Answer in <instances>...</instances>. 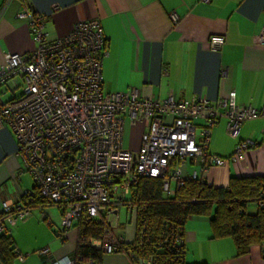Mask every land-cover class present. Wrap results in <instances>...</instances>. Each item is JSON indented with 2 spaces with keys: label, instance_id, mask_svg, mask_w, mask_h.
<instances>
[{
  "label": "built area",
  "instance_id": "2783aa9c",
  "mask_svg": "<svg viewBox=\"0 0 264 264\" xmlns=\"http://www.w3.org/2000/svg\"><path fill=\"white\" fill-rule=\"evenodd\" d=\"M17 17L28 23L36 47L29 55H8L0 69V90L15 78L23 81L18 99L5 101L0 93V130L8 127L13 133L23 172L32 176L35 186L14 206L3 204L0 235H12L30 218L37 198L42 202L36 206L40 210H61L57 237L66 239L83 218H105L103 235L88 244L103 255L121 250L131 264H157L155 258L133 251L146 243L147 228L136 229L131 243L114 235L118 227L112 222L114 210L135 214L130 196L142 178L161 179L168 196L189 182H205L209 168L230 161L209 152L214 127L225 119L227 136L237 139L246 122L264 119V108L239 105L236 93L213 104L202 98L176 101L172 95L160 100L134 88L108 92L103 72L108 42L99 18L76 22L65 36L53 39L47 18L25 0ZM170 19L178 22L176 14ZM257 42L264 45V27ZM224 44V36L209 40L213 52H220ZM141 124L147 125L141 147L129 151L126 128ZM250 147L239 142L232 160H241ZM42 218L47 220L44 212ZM39 255L46 264H98L79 262L76 256L52 260L49 248ZM27 257L19 254L17 260L24 263Z\"/></svg>",
  "mask_w": 264,
  "mask_h": 264
},
{
  "label": "crops",
  "instance_id": "0c3cea01",
  "mask_svg": "<svg viewBox=\"0 0 264 264\" xmlns=\"http://www.w3.org/2000/svg\"><path fill=\"white\" fill-rule=\"evenodd\" d=\"M25 1L47 18V32L53 39L65 36L76 22L101 20L108 42L103 71L108 92L134 88L160 100L172 95L176 101L191 103L202 98L213 104L236 93L239 105L264 108V45L257 42L264 27V0H210L208 4L203 0ZM23 3L0 0V69L8 55H29L36 47L28 23L17 17ZM171 14L177 15V23L170 19ZM212 36L225 37L220 52L210 50ZM22 87L23 81L15 78L0 93L5 101L18 99ZM145 126L136 127L139 140L134 146L127 144L125 131L127 150L139 151ZM226 126L222 119L214 127L209 152L230 161L223 167L209 168L205 182L214 188H228L233 178H264V119L246 122L237 139L227 136ZM202 131L199 122L197 134ZM239 142L251 147L241 160L234 161ZM23 167L13 133L8 127L1 129L0 217L5 202L14 206L35 186ZM120 210H114L112 218L118 226L114 235H123L131 243L136 229L120 223ZM43 212L47 220L42 218ZM61 220L57 207L43 211L34 207L31 217L13 231L16 250L28 255L24 263L16 260L15 264H46L39 255L44 248H49L52 260L74 257L79 243L77 224L63 240L56 235ZM212 236L209 218H189L185 230L187 264H264V245L252 246L248 255L237 256L232 239ZM102 264L131 262L118 253L105 254Z\"/></svg>",
  "mask_w": 264,
  "mask_h": 264
},
{
  "label": "trees",
  "instance_id": "16d2710c",
  "mask_svg": "<svg viewBox=\"0 0 264 264\" xmlns=\"http://www.w3.org/2000/svg\"><path fill=\"white\" fill-rule=\"evenodd\" d=\"M130 201L135 208L136 229L149 230L146 243L133 251L146 259L155 258L157 264H187L185 230L191 217L209 218L213 239H232L237 256L248 255L252 246L264 245V178H233L228 188L189 182L176 189L173 196L165 194L161 179L142 178ZM41 204L36 198L35 207ZM253 205L258 210L250 214ZM105 226V218L79 221L75 255L79 262L93 260L102 264L104 255L88 240L100 239ZM18 255L13 234L0 235V264H15Z\"/></svg>",
  "mask_w": 264,
  "mask_h": 264
},
{
  "label": "rangeland",
  "instance_id": "374dc122",
  "mask_svg": "<svg viewBox=\"0 0 264 264\" xmlns=\"http://www.w3.org/2000/svg\"><path fill=\"white\" fill-rule=\"evenodd\" d=\"M23 87L18 91L19 94H22V90ZM5 97V96H4ZM5 99H8V97H6ZM147 126V125H146ZM145 126V128H146ZM139 140V136H138V132L136 127H130L127 126L126 129V142L127 144H132L133 146L138 142ZM141 141V139H140ZM257 207H250L249 208V212L250 214H255L257 212ZM119 220L121 224H125V225H133L135 226L136 229V218H135V214H133V216H129L127 213V210L124 208H121L120 210V214H119Z\"/></svg>",
  "mask_w": 264,
  "mask_h": 264
}]
</instances>
